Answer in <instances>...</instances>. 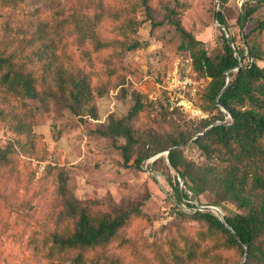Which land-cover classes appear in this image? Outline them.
Masks as SVG:
<instances>
[{
    "label": "trees",
    "instance_id": "16d2710c",
    "mask_svg": "<svg viewBox=\"0 0 264 264\" xmlns=\"http://www.w3.org/2000/svg\"><path fill=\"white\" fill-rule=\"evenodd\" d=\"M27 2L0 0V125L12 133L0 149V210L10 207H2V199L17 202L20 188L29 192L13 209V222L0 221V231L9 229L21 263L264 264V45L250 43V33L243 34L247 48L239 45L220 7L216 14L225 31L221 47L211 51L183 26L180 11L168 9L166 18L183 38L180 48L193 70L209 79L205 110L216 116L198 128L180 126L171 119L182 112L171 109L166 96L154 100L134 92L126 114L109 115L95 129L124 140L116 145L129 168H142L175 147L150 166L175 171L173 176L169 170V183L177 195L168 233L150 240L143 228L151 217L140 207L107 209L93 199L82 201L68 188L65 168L48 164L39 173L21 156H49L42 135L33 131L36 112L28 98L63 105L83 121L98 118L96 101L116 86L119 74L109 63L140 46L134 36L139 15H151L153 0H45L36 10H28ZM263 8L264 0H246L237 15L240 28ZM252 31L263 33V17ZM180 179L188 189L192 179L213 193L212 205L233 203L238 210L226 213V222L212 210H183L179 203L190 194ZM25 214L45 215L34 224Z\"/></svg>",
    "mask_w": 264,
    "mask_h": 264
},
{
    "label": "rangeland",
    "instance_id": "374dc122",
    "mask_svg": "<svg viewBox=\"0 0 264 264\" xmlns=\"http://www.w3.org/2000/svg\"><path fill=\"white\" fill-rule=\"evenodd\" d=\"M245 1L225 0L222 8L221 0H153L151 15L144 12L139 15L142 24L134 36L140 46L117 55L115 62L109 63L111 67H117L119 74L115 80L116 86L96 101L99 114L97 119L83 121L63 105L51 100H26L36 112L33 131L42 135L49 156L44 161L21 156L23 161L30 160V166L38 168L39 173L46 171L48 164L65 168L68 188L82 201L93 199L107 209L140 207L151 217V222L143 228V234L150 240L166 235L169 224L176 216L177 195L169 183V170L173 176L175 171L167 169L164 164H160L158 169H152L150 166L157 155L149 158L142 168L126 167L117 146L123 144L124 140H115L95 129L103 127L109 115L119 118L126 114L133 104L134 92L142 93L146 99L155 100L166 96L171 109L178 107L182 112L171 119V122L180 126L198 128L203 120L213 119L216 116L215 110H205L208 104L203 97L209 79L193 70L189 53L180 48L183 38L166 15L171 8L180 11L183 26L214 51L221 47V33L225 31L214 17L221 7L228 18L229 30L239 45L247 48L244 33H250V43L260 42L264 45V31L258 36L257 32L252 31L258 19L264 18V8L262 12L254 14V19L243 30L237 23L238 12ZM44 6L45 0H28L26 8L36 10ZM108 36H114V33H108ZM99 67L105 70L103 61L99 62ZM229 118L228 114L226 119ZM11 136L12 133L0 125V149L5 147ZM193 154L197 162H202L198 154L195 157ZM181 182L186 188L182 179ZM187 182L191 188L187 187L190 197L179 203L183 210L191 212L202 209L201 205L216 200L213 193L203 189L194 180L188 179ZM21 184H27V179L22 180ZM17 193L20 196L17 202L2 199V207L5 202L10 207L0 210V221L11 224L17 215L13 209L19 203L24 204L25 196L29 195L24 188H20ZM188 202L194 206L188 205ZM219 207L224 214L238 210L233 203H220ZM29 211L33 212L34 207ZM25 215L27 218L32 217L31 221L38 224L41 220L38 216L45 214ZM8 231H0V264H22L20 246L7 236L10 233Z\"/></svg>",
    "mask_w": 264,
    "mask_h": 264
},
{
    "label": "water",
    "instance_id": "95a60500",
    "mask_svg": "<svg viewBox=\"0 0 264 264\" xmlns=\"http://www.w3.org/2000/svg\"><path fill=\"white\" fill-rule=\"evenodd\" d=\"M215 20L218 21V18H217V14L215 13ZM223 110L226 111L225 108H223ZM198 135V134H197ZM185 144V142H183L182 144L179 145V147L183 146ZM175 147H171L170 149H168L167 151L165 152H162V153H159L156 157L162 155L163 153H165L167 156L169 155V152L174 149ZM180 182H181V179H180ZM182 184V182H181ZM201 208L202 209H208V210H212L214 211L217 215H219V217L222 219V221L226 222L225 220V214L224 212L222 211V209L217 206V205H212V204H208V205H201Z\"/></svg>",
    "mask_w": 264,
    "mask_h": 264
}]
</instances>
